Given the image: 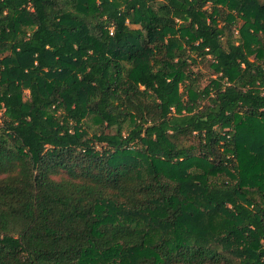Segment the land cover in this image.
<instances>
[{"label": "trees", "instance_id": "1", "mask_svg": "<svg viewBox=\"0 0 264 264\" xmlns=\"http://www.w3.org/2000/svg\"><path fill=\"white\" fill-rule=\"evenodd\" d=\"M0 264H264V0H0Z\"/></svg>", "mask_w": 264, "mask_h": 264}]
</instances>
